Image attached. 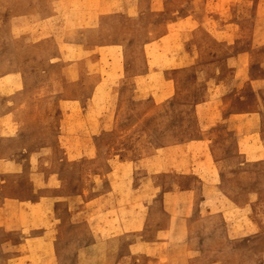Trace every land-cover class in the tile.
I'll use <instances>...</instances> for the list:
<instances>
[{
	"label": "rangeland",
	"instance_id": "1",
	"mask_svg": "<svg viewBox=\"0 0 264 264\" xmlns=\"http://www.w3.org/2000/svg\"><path fill=\"white\" fill-rule=\"evenodd\" d=\"M69 1L0 7V32L104 36L52 62L23 54L29 76L1 96L0 264H264V177L248 168V133L264 143V0ZM181 204L192 248L166 254L151 242Z\"/></svg>",
	"mask_w": 264,
	"mask_h": 264
},
{
	"label": "bare ground",
	"instance_id": "2",
	"mask_svg": "<svg viewBox=\"0 0 264 264\" xmlns=\"http://www.w3.org/2000/svg\"><path fill=\"white\" fill-rule=\"evenodd\" d=\"M0 1H6L7 3H9V1L12 2L13 0H0ZM47 1L49 3H52V5H54L56 7V9L58 8L57 9L58 11L66 9L67 6H70L72 4V2L69 0H47ZM33 2L35 3L34 5H37L38 0H35ZM98 2L99 1H97V2L91 1L90 3L91 4H98ZM3 5L4 4H1L0 7ZM10 5H12V4H5V6H10ZM38 5H40V4L38 3ZM18 17L22 18L21 15H18ZM8 20H10V19H8ZM12 20L13 19H11V21ZM21 21H24V20H21ZM108 21H109L108 19L100 18V17L97 18V16H96L93 19H91L89 22H91L93 25L98 24L101 28H103V26ZM8 22H10V21H8ZM33 24H34L36 30H30L26 27L22 28L20 26L18 28V31H16L15 33H9L5 30L0 32V51H1L0 68H1V70H6V69L8 70V72H6L4 74L0 73V75H2V76H0V100H1V96H12V95L16 94V91L18 89L20 91V89L23 87L24 78L29 76V72L27 70V67L31 63L30 59L32 58V56H29L28 60L25 59L24 63L22 64V55L23 54H25V55L29 54V55H33V56L35 55L36 56V55H39L40 53H43L48 58H51V61H53L55 59L52 57V54L55 52H57L58 56L60 55V51L65 52L66 55H68V56L73 55L75 52H77V50L86 52V35L89 36V34H77L76 33L77 30H71L68 32L63 31L61 35L60 34L57 35L56 33L48 35V33H46L44 31V28L42 27L43 24L42 25L38 24L35 21H33ZM32 27L33 26H31L29 28H32ZM38 27H41V28L39 29ZM91 27H94V26H91ZM3 28H5V27H3ZM3 28H1V29H3ZM82 28H86V27H82ZM95 29H96V32L102 34L97 28H95ZM28 38H33L35 40V42H32V41L28 42L26 40ZM23 39H25V40H23ZM103 40H104V38L97 40L96 42L98 44H100V43H102ZM117 42H120V41L116 40V43ZM95 50H97V49H93V51H95ZM11 57L14 58L13 62L11 61ZM61 58H63V57H61ZM61 58L58 57V58H56V60L57 59L60 60ZM23 60H24V58H23ZM81 62H82V67H83V64L85 63L84 68H86V57L82 58ZM176 247L178 250V246H176Z\"/></svg>",
	"mask_w": 264,
	"mask_h": 264
},
{
	"label": "crops",
	"instance_id": "3",
	"mask_svg": "<svg viewBox=\"0 0 264 264\" xmlns=\"http://www.w3.org/2000/svg\"><path fill=\"white\" fill-rule=\"evenodd\" d=\"M38 3L41 4L42 3L41 0H38L37 5ZM1 4H4V5L12 4L16 6L26 5L27 6V5H32L35 3L27 2L25 0H13L12 2L9 1V3H7L6 1H0V5ZM18 15H21V14H18ZM99 17L102 18L101 16H97V18ZM169 23H171L170 20L166 21L165 30L161 34L157 35L156 37H159V38L166 37L167 35L166 32L168 28L167 26L169 25ZM175 23H178V21ZM76 33L77 34H89V36L86 35V46H89V45L98 46L101 43L98 44L96 41L104 38L102 34L96 32V29L91 26H86V28L79 29L76 31ZM261 36H264V32L262 33H257L255 31L252 32V38L261 37ZM235 69L238 71L240 69V64H238ZM86 80L90 82V85H89L90 89L88 90L90 91L92 88V83L88 78H86ZM117 81L109 83V85L115 86L116 98L119 97L120 95V92L118 89L119 85ZM154 82H155L154 80L152 81L150 79V81L146 85L147 88H150V86H152V83L154 84ZM95 84L96 83H94V85ZM156 84L159 85L160 83H156ZM257 84L264 85V80L262 81L257 80ZM150 94L151 96L153 95L152 92ZM84 100L87 101L88 98L85 96ZM93 112H97V110L95 111L92 105L86 104V118L98 117L99 113L95 114ZM244 114H245L244 112H234L230 115V117L232 118V117L241 116ZM100 117H99V126H102L103 121L100 120L101 119ZM164 148H167V147H164ZM248 168H253L254 173L258 177H264V143L262 142L259 132L248 133ZM202 201L207 202L211 200L204 198ZM147 208L153 212H156L158 211L160 206L155 205L151 201L147 200ZM212 208L214 207H210V206L207 207V209H212ZM188 209H189V206L188 205L184 206L183 204H181L180 207L176 209H172V210H170L169 208H166V211L169 212L168 220L160 224V226H158V228L156 229V233H155L156 235L151 243H154L156 246L167 247V249H164L166 254H170V253H173V251H175L173 249L175 244L176 246L184 247L186 251L189 252L190 249L192 248V245L190 244V240H189V236L187 232V228H188L187 223H186V220H184V217L179 216L180 214H183L185 212L190 213V211H192V209L190 211H187ZM166 211H163V213L167 214ZM173 215H176L175 219ZM168 247L170 249H168Z\"/></svg>",
	"mask_w": 264,
	"mask_h": 264
}]
</instances>
